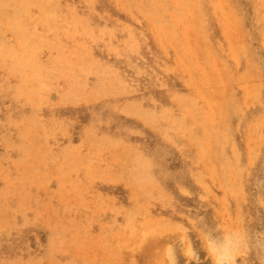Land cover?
I'll return each instance as SVG.
<instances>
[{"label": "rangeland", "instance_id": "374dc122", "mask_svg": "<svg viewBox=\"0 0 264 264\" xmlns=\"http://www.w3.org/2000/svg\"><path fill=\"white\" fill-rule=\"evenodd\" d=\"M0 264H264V0H0Z\"/></svg>", "mask_w": 264, "mask_h": 264}]
</instances>
